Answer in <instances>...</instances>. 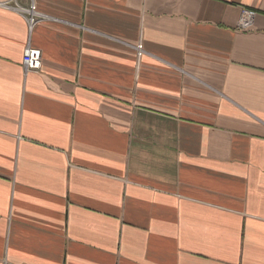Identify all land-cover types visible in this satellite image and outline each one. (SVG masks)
Returning a JSON list of instances; mask_svg holds the SVG:
<instances>
[{
	"label": "crops",
	"instance_id": "0c3cea01",
	"mask_svg": "<svg viewBox=\"0 0 264 264\" xmlns=\"http://www.w3.org/2000/svg\"><path fill=\"white\" fill-rule=\"evenodd\" d=\"M8 1L0 264H264V0Z\"/></svg>",
	"mask_w": 264,
	"mask_h": 264
},
{
	"label": "built area",
	"instance_id": "2783aa9c",
	"mask_svg": "<svg viewBox=\"0 0 264 264\" xmlns=\"http://www.w3.org/2000/svg\"><path fill=\"white\" fill-rule=\"evenodd\" d=\"M22 2V0H9L3 3L2 6L14 10L25 20L30 36L33 28L37 24L49 21L52 18L45 14H41L37 10L34 0H24V2ZM255 16L256 11L242 10L238 20V29L243 31L251 29L254 24ZM136 51L138 58H140L143 55L142 46L138 45ZM21 64L25 75L30 72H38L41 68V51L28 44L23 52Z\"/></svg>",
	"mask_w": 264,
	"mask_h": 264
}]
</instances>
